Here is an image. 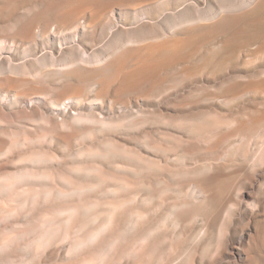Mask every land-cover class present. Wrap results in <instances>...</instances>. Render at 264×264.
Returning <instances> with one entry per match:
<instances>
[{
    "label": "rangeland",
    "instance_id": "1",
    "mask_svg": "<svg viewBox=\"0 0 264 264\" xmlns=\"http://www.w3.org/2000/svg\"><path fill=\"white\" fill-rule=\"evenodd\" d=\"M94 1L117 26L74 53L44 42L69 32L55 24L33 41L0 19L19 67L0 76V264H264V0ZM5 90L27 103L3 106Z\"/></svg>",
    "mask_w": 264,
    "mask_h": 264
},
{
    "label": "bare ground",
    "instance_id": "2",
    "mask_svg": "<svg viewBox=\"0 0 264 264\" xmlns=\"http://www.w3.org/2000/svg\"><path fill=\"white\" fill-rule=\"evenodd\" d=\"M28 3L31 5L28 10L24 13L23 16L16 17L13 13V7L10 6L9 8H6L5 6H0V19H3L4 22L7 23L5 26L6 28H10L12 30H16L19 32H22L28 39H31L34 41L36 37V28L39 26L40 31H45L47 30L52 24L56 25V29L61 32L69 31L66 34L63 35H54L47 37L49 39H46L44 37V42L48 41H57L56 37H60L58 39V42L60 41V48L61 46L64 48L65 46L67 47L68 44L70 48V52L74 53L76 50H81V47L78 46L80 41V37L83 35H87L88 33H91L93 31H106L108 29H112L113 27L115 28L117 25L114 22V17H116V8H104L99 6L94 0H26ZM68 2V6H66L64 9H61V5L63 3ZM168 1V0H166ZM183 2V0H180ZM185 1V0H184ZM95 2V3H94ZM158 2V1H156ZM162 2L159 0V3ZM169 2V1H168ZM172 2V1H171ZM178 1H176L177 3ZM188 2V1H187ZM243 2V1H242ZM124 3V2H123ZM165 3V2H164ZM163 3V4H164ZM175 3V4H176ZM179 3V5H180ZM185 3V2H183ZM125 4V3H124ZM154 4L155 2L151 3ZM149 4V6L151 5ZM166 4V3H165ZM244 4V3H243ZM250 4V3H249ZM157 5V4H156ZM162 5V3H161ZM161 5H157V7H161ZM178 5V4H177ZM186 5V4H185ZM184 5V6H185ZM108 6V5H107ZM152 6V5H151ZM165 6V5H162ZM169 6V5H168ZM183 6V5H182ZM183 6V7H184ZM153 7V6H152ZM151 7V8H152ZM156 7V6H155ZM154 7V8H155ZM178 7V6H176ZM236 8L237 6L233 5L232 7L226 6L223 8V12H227L232 8ZM243 7V6H242ZM123 8V7H122ZM121 8V9H122ZM139 8V7H138ZM137 8V9H138ZM141 8V7H140ZM139 8V9H140ZM149 8V7H148ZM180 8V7H179ZM239 8V7H237ZM135 9V8H133ZM157 9V8H156ZM163 9L164 8H159ZM158 9V10H159ZM178 9V8H177ZM181 9V8H180ZM220 9V8H219ZM127 10V9H126ZM126 10H118L119 15L120 13H124ZM130 10V9H129ZM141 11L139 12L138 10V16L141 17V19H145L144 21H148V19L151 18H146L147 16V7H144L140 9ZM154 10V9H153ZM175 10V9H173ZM179 10V9H178ZM135 11H137L135 9ZM149 11V10H148ZM168 11V10H167ZM172 11V9H171ZM130 12V11H128ZM156 12V11H154ZM166 12V11H165ZM170 12V11H169ZM177 12V11H176ZM235 12V11H234ZM158 13V12H156ZM168 13V12H166ZM189 14V12H187ZM152 14V13H151ZM160 14V12L158 13ZM222 14V13H221ZM112 15V16H110ZM130 15V14H129ZM132 15V14H131ZM130 15V16H131ZM134 15V14H133ZM137 15V14H136ZM157 15V14H156ZM162 15V14H161ZM191 15V14H190ZM223 15V14H222ZM230 15V14H229ZM103 16H107L104 19ZM110 16V17H109ZM125 16V15H124ZM189 16V15H188ZM152 17V16H150ZM173 17V16H172ZM192 17V18H191ZM190 19L193 20V15H191ZM130 18V17H129ZM128 18V19H129ZM139 18L137 20H139ZM153 18L155 19V15H153ZM188 18V17H187ZM206 18V17H205ZM121 19V18H120ZM180 19V18H179ZM190 19L188 20H183L181 23L184 25V23L187 24V21L189 22ZM136 20V21H137ZM198 20V19H195ZM212 20V19H211ZM82 21V22H81ZM127 23V20H125ZM143 21V20H142ZM157 21V20H156ZM155 21V22H156ZM186 21V22H185ZM134 22V21H133ZM151 22V21H150ZM191 22V21H190ZM189 22V23H190ZM208 22V21H207ZM211 22V21H210ZM137 23V22H136ZM140 23V22H138ZM137 23V24H138ZM144 23V22H143ZM125 24V22H124ZM131 24V23H130ZM127 25V24H125ZM132 25V24H131ZM134 25V24H133ZM131 27V26H130ZM135 27V26H134ZM119 28V27H118ZM127 28V26L125 27ZM144 29L145 26L139 27L135 29L133 32H128L126 37L128 42L130 43H136V42H141L144 40H147L144 36ZM113 30V29H112ZM39 31V32H40ZM264 32V31H263ZM39 34V33H38ZM41 34V33H40ZM123 35V34H122ZM150 35V34H149ZM156 35V34H155ZM103 36V35H102ZM89 37V35H88ZM122 37V36H121ZM124 37V36H123ZM37 38V37H36ZM41 38V35H40ZM83 38V37H82ZM81 38V39H82ZM125 38V37H124ZM67 39H70V42L67 41ZM26 40V39H25ZM46 40V41H45ZM126 40V39H125ZM11 39L10 37L6 36H1L0 35V76H7L11 77L15 75H19V67H17L13 63V58L10 53H8V50H11V48H14V45H11L10 42ZM15 41L16 40H12ZM32 41V42H33ZM79 43H78V42ZM114 41V40H113ZM31 42V43H32ZM37 42V41H36ZM43 42V41H42ZM149 42V41H148ZM27 43V42H26ZM29 43V42H28ZM27 43V44H28ZM264 43V41H263ZM45 44V43H44ZM98 44V43H97ZM34 45V44H32ZM36 45V43H35ZM38 45V44H37ZM81 45V44H80ZM124 45V44H123ZM189 45V42L184 41L176 44L175 46H168L166 44H159L156 46H152L149 51V56L150 58L147 59V61L142 64L141 66L136 67L132 72H127L124 73L123 70L120 68V74H122L123 80L125 82L131 83L139 79L140 77L146 75L149 71L156 70L160 67H162L166 62H169L173 59H175L180 51L187 47ZM144 46V45H143ZM36 47V46H35ZM264 47V44H263ZM33 46H31L29 49H27V53H31ZM83 48V47H82ZM35 49V48H34ZM263 49V48H262ZM61 50V49H60ZM264 50V49H263ZM45 51V50H44ZM50 51V50H49ZM163 51L167 53L166 55H162ZM7 53L9 56H5L4 54ZM26 53V54H27ZM60 54V53H59ZM54 56V54H53ZM55 57V56H54ZM82 62L88 63V57H81L80 59ZM4 61V62H3ZM77 60H72L71 63H76ZM5 64V65H3ZM69 64V63H67ZM66 64V65H67ZM6 67V68H5ZM188 68V67H187ZM3 92L5 95H3ZM2 98V104L3 106L6 105H18L21 103H27V95H21L17 94L14 91H2L1 92ZM61 95V94H60ZM30 97V96H29ZM82 99V98H81ZM33 105V104H32ZM65 107H67L65 105ZM69 107V105H68ZM102 154V153H101ZM104 154V153H103ZM132 156V155H131ZM78 169V168H77ZM88 169V168H87ZM57 172V171H56ZM94 173V171H92ZM97 173V171H95ZM90 173V172H89ZM99 173V172H98ZM52 174V173H51ZM54 174V173H53ZM25 175V174H24ZM22 175V176H24ZM55 175V174H54ZM38 176V175H37ZM21 177V176H20ZM51 177V176H49ZM24 178V177H22ZM58 179V178H57ZM67 180V178H65ZM63 180V179H62ZM68 181V180H67ZM66 181V182H67ZM12 183V182H11ZM10 184V183H9ZM89 187V185H88ZM2 204V203H0ZM4 206V203L1 207ZM5 208V207H4ZM68 213V212H67ZM51 214V213H50ZM45 215V214H44ZM47 216V214H46ZM49 216V214H48ZM47 216V217H48ZM55 217V216H54ZM38 218V217H36ZM50 219V218H49ZM54 219V218H53ZM56 219V218H55ZM52 220V218H51ZM264 240V239H263ZM35 241V240H33ZM39 241V240H38ZM42 242V241H40ZM36 243V242H35ZM38 243V242H37ZM36 243V244H37ZM33 244V242H32ZM39 244V243H38ZM40 245V244H39ZM36 246V245H35ZM32 247V246H31ZM34 248V247H33ZM36 248V247H35ZM40 251V250H39ZM27 252V251H26ZM11 259V258H9ZM6 260V259H5ZM4 260V261H5ZM8 260V259H7ZM13 260V258H12ZM10 261V260H9ZM18 261V260H17ZM11 262V261H10ZM17 263V262H16ZM85 264V263H83Z\"/></svg>",
    "mask_w": 264,
    "mask_h": 264
}]
</instances>
